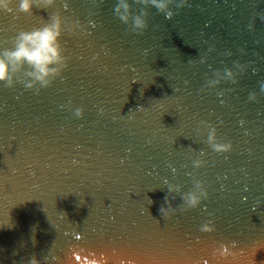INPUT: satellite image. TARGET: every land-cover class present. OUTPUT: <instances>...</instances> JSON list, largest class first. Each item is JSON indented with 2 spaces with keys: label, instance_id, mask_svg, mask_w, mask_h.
<instances>
[{
  "label": "water",
  "instance_id": "1",
  "mask_svg": "<svg viewBox=\"0 0 264 264\" xmlns=\"http://www.w3.org/2000/svg\"><path fill=\"white\" fill-rule=\"evenodd\" d=\"M115 2L0 12V48L58 12L68 58L38 92L0 85V264H264V0L148 6L141 33ZM165 179L206 196L161 216Z\"/></svg>",
  "mask_w": 264,
  "mask_h": 264
},
{
  "label": "clouds",
  "instance_id": "2",
  "mask_svg": "<svg viewBox=\"0 0 264 264\" xmlns=\"http://www.w3.org/2000/svg\"><path fill=\"white\" fill-rule=\"evenodd\" d=\"M11 2L12 0H0V12H12V8L9 7ZM16 2L18 12L31 13L34 5L37 8L46 9L50 8L55 0H16ZM137 2L145 7H141L136 13L131 10L130 0H116L113 5V14L122 23L130 25L131 30L136 33L143 32L148 26L146 20L148 6L155 7L157 12L163 13L165 19H170L174 14L170 7L173 0H137ZM182 5L183 0H177V7ZM79 27V22L76 21L67 30L72 32ZM64 31L65 22L58 12H51L48 21L39 27L17 31L13 37L12 46L0 48V85L12 87L16 82H20L25 88L35 89L38 92L40 89L48 87L57 77L62 79L61 73L67 66L68 60L64 55L61 40ZM225 75L231 78L233 73L230 69H225ZM210 83H216V81H210ZM261 90L264 91V85H261ZM74 114L79 117L82 114V109L76 108ZM207 139L208 143L217 151H226L229 147V145L213 143V130H209ZM201 163L202 161L199 159L193 161L195 167ZM164 185L167 186V194L164 197L167 206H161L158 209L161 216L171 207L168 194L180 192L179 185H172L167 179H165ZM196 188H200L199 182H197ZM202 196H206L203 190H200L199 193L197 191L180 192V199L189 207H195ZM202 230H210V228L208 225H204ZM219 253L221 256L226 255L228 253L226 246L221 245ZM44 259L46 260L47 257ZM27 264H42V262L32 256L28 259Z\"/></svg>",
  "mask_w": 264,
  "mask_h": 264
}]
</instances>
